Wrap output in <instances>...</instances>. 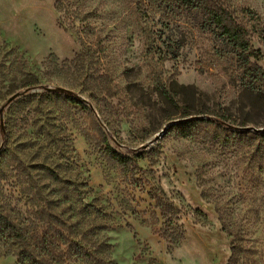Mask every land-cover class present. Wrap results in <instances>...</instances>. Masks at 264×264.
<instances>
[{"label":"rangeland","instance_id":"1","mask_svg":"<svg viewBox=\"0 0 264 264\" xmlns=\"http://www.w3.org/2000/svg\"><path fill=\"white\" fill-rule=\"evenodd\" d=\"M167 1L0 0V204L42 227L41 211L81 218L85 197L115 264H264V131L243 128H264V94L243 93L235 55ZM224 1L264 69V0ZM155 191L179 212L172 235ZM0 264H18L1 227Z\"/></svg>","mask_w":264,"mask_h":264},{"label":"trees","instance_id":"2","mask_svg":"<svg viewBox=\"0 0 264 264\" xmlns=\"http://www.w3.org/2000/svg\"><path fill=\"white\" fill-rule=\"evenodd\" d=\"M58 4L60 8L59 1ZM170 4L196 11L201 27L213 31L228 48L227 51L235 55L242 70L240 85L243 93L264 94V69L252 60L258 52L251 46L249 29L224 0H168L167 5ZM145 14L149 16L150 13L147 10ZM248 14L256 18L251 9ZM160 94L165 102L174 101L167 89H161ZM196 121L180 122L181 135L188 136ZM107 152L121 163L128 159L111 146L107 147ZM151 198L164 218L161 234H174L180 227L178 210L160 191L152 192ZM81 206V218L78 219H74L71 213L73 205L61 214L41 211L36 218L43 226L38 227L29 218L11 217L0 204L1 232L11 244L18 264H115L110 257L109 245L102 238L103 231L111 226L106 221L107 214L95 203H88L85 197ZM45 224L48 229L44 228Z\"/></svg>","mask_w":264,"mask_h":264},{"label":"water","instance_id":"3","mask_svg":"<svg viewBox=\"0 0 264 264\" xmlns=\"http://www.w3.org/2000/svg\"><path fill=\"white\" fill-rule=\"evenodd\" d=\"M49 90L51 91H60V92H66V93H71V90L64 88V87H56V88H52V87H48ZM20 95V92H17L15 94H13L9 99H8V103L11 102L13 99H15L17 96ZM178 122V120L172 121V123H176ZM168 127V124L154 137L153 140H157L159 139V137L164 134L166 132V129ZM245 130H255V131H264V128H254V127H243ZM152 140V141H153ZM152 141H149V143H151ZM148 144L144 145V147H146Z\"/></svg>","mask_w":264,"mask_h":264}]
</instances>
